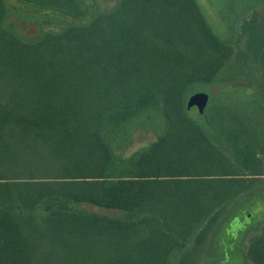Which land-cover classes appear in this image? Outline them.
I'll return each mask as SVG.
<instances>
[{"label": "trees", "instance_id": "obj_1", "mask_svg": "<svg viewBox=\"0 0 264 264\" xmlns=\"http://www.w3.org/2000/svg\"><path fill=\"white\" fill-rule=\"evenodd\" d=\"M218 17L222 37L196 0H0V264H218L264 184V0ZM231 84L257 94L190 115ZM243 240L264 264V226Z\"/></svg>", "mask_w": 264, "mask_h": 264}, {"label": "rangeland", "instance_id": "obj_2", "mask_svg": "<svg viewBox=\"0 0 264 264\" xmlns=\"http://www.w3.org/2000/svg\"><path fill=\"white\" fill-rule=\"evenodd\" d=\"M198 6L205 16L207 22L214 30L215 34L222 37L225 35V30L222 23L218 17V11L221 7L223 0H196ZM112 2L106 4V6H111ZM52 29H57L55 26L50 27ZM20 34L26 38H31L36 34V28L32 25H21ZM200 93H210L212 95L227 93L234 94L237 96H242L246 98L254 97L257 94L255 87L247 84H231V85H214L200 87L191 96H198ZM133 143L126 147L124 150L125 155L140 149L141 147L147 145L153 136L144 129H137L133 136ZM264 181V177H263ZM73 210L96 213L100 215L112 216V217H124L123 212L116 210H109L99 208L88 204H73ZM264 226V184L259 191L257 198H252L240 207L235 214L234 218L230 220L223 228L221 232V238L223 246V257L218 262V264H249L245 263L242 256L238 252L240 246H245L247 240H243L246 231H259Z\"/></svg>", "mask_w": 264, "mask_h": 264}, {"label": "water", "instance_id": "obj_3", "mask_svg": "<svg viewBox=\"0 0 264 264\" xmlns=\"http://www.w3.org/2000/svg\"><path fill=\"white\" fill-rule=\"evenodd\" d=\"M207 100L208 97L204 93H200L198 96L194 95L189 97L186 107L194 119H199L202 116Z\"/></svg>", "mask_w": 264, "mask_h": 264}]
</instances>
